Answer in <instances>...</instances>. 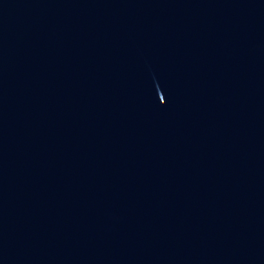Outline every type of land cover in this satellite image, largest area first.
Returning a JSON list of instances; mask_svg holds the SVG:
<instances>
[{
	"label": "water",
	"instance_id": "obj_1",
	"mask_svg": "<svg viewBox=\"0 0 264 264\" xmlns=\"http://www.w3.org/2000/svg\"><path fill=\"white\" fill-rule=\"evenodd\" d=\"M0 264H264V0H0Z\"/></svg>",
	"mask_w": 264,
	"mask_h": 264
}]
</instances>
